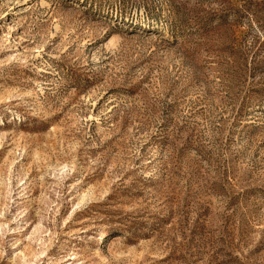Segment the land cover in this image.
<instances>
[{
	"label": "rangeland",
	"instance_id": "rangeland-1",
	"mask_svg": "<svg viewBox=\"0 0 264 264\" xmlns=\"http://www.w3.org/2000/svg\"><path fill=\"white\" fill-rule=\"evenodd\" d=\"M0 264H264V0H0Z\"/></svg>",
	"mask_w": 264,
	"mask_h": 264
}]
</instances>
